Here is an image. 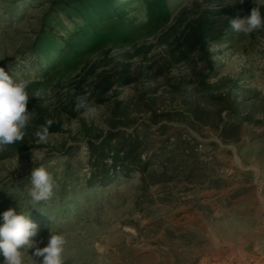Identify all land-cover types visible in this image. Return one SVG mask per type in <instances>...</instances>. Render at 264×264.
Listing matches in <instances>:
<instances>
[{
  "label": "rangeland",
  "instance_id": "obj_1",
  "mask_svg": "<svg viewBox=\"0 0 264 264\" xmlns=\"http://www.w3.org/2000/svg\"><path fill=\"white\" fill-rule=\"evenodd\" d=\"M253 7L0 0V67L36 77L24 140L0 151V213H30L40 247L63 234L65 264H264V29L228 21ZM202 18L212 35L189 46ZM86 95L94 116L75 110ZM38 111L59 122L44 143ZM41 165L58 185L42 213L27 191Z\"/></svg>",
  "mask_w": 264,
  "mask_h": 264
},
{
  "label": "clouds",
  "instance_id": "obj_2",
  "mask_svg": "<svg viewBox=\"0 0 264 264\" xmlns=\"http://www.w3.org/2000/svg\"><path fill=\"white\" fill-rule=\"evenodd\" d=\"M228 21L234 32L246 36L264 29V15L259 7H253L250 14L243 18ZM35 79V76L16 78L0 67V151L24 140L26 129L32 120V113L28 110L30 96L27 88ZM81 108L85 109L86 115L96 114L87 95L77 98L75 110L79 111ZM54 122L46 119L45 124L37 128L35 137L38 142H47L49 129ZM35 159L37 158L33 155V162ZM28 179L31 185L27 190L29 204L41 212L35 206L51 200L58 185L42 165L34 167ZM43 243L44 238L39 236L38 224L30 219V213L25 214L11 207L0 213V264H26L27 258H30L31 264H65L66 238L63 234L53 232L50 227L47 244L40 247Z\"/></svg>",
  "mask_w": 264,
  "mask_h": 264
},
{
  "label": "trees",
  "instance_id": "obj_3",
  "mask_svg": "<svg viewBox=\"0 0 264 264\" xmlns=\"http://www.w3.org/2000/svg\"><path fill=\"white\" fill-rule=\"evenodd\" d=\"M212 22L207 20V19H200L199 21H197V25L195 28H192V26L189 27V29L186 32V42L189 46H200L201 48H205L206 43H207V39L211 37L212 35ZM46 119H52L55 122L53 123V125L51 126V128L49 129V131H55L58 129L59 126V122L57 121V119H55L54 117H52L50 114L44 113L42 111H38V113L36 114V118H35V123L36 126H41L45 124ZM18 144V143H16ZM14 144V145H16ZM13 145V146H14ZM120 159V154H119V150H115L114 153L112 154V161L111 164L109 165H102L105 168L104 172H108V171H112V172H116V169L119 168L117 165V162ZM127 168L123 169L126 170ZM102 178V177H101Z\"/></svg>",
  "mask_w": 264,
  "mask_h": 264
}]
</instances>
